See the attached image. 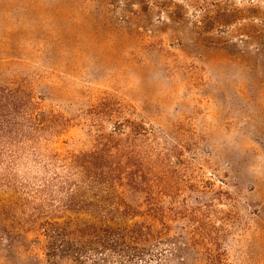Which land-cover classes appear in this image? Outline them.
<instances>
[{"label":"rangeland","instance_id":"obj_1","mask_svg":"<svg viewBox=\"0 0 264 264\" xmlns=\"http://www.w3.org/2000/svg\"><path fill=\"white\" fill-rule=\"evenodd\" d=\"M0 82L68 120L60 158L142 123L152 195L119 187L155 234L136 264H264V0H0ZM33 160L0 171L9 214ZM18 227L1 218L0 264H46Z\"/></svg>","mask_w":264,"mask_h":264},{"label":"trees","instance_id":"obj_2","mask_svg":"<svg viewBox=\"0 0 264 264\" xmlns=\"http://www.w3.org/2000/svg\"><path fill=\"white\" fill-rule=\"evenodd\" d=\"M67 125L64 116L42 111L30 90L0 82V171L11 168L7 174H13L31 156L44 170L33 200L14 214L0 205V221L8 217L24 233L35 234L46 264H136L151 255L155 234L152 226L136 221L142 212L119 187L127 178L152 195L144 159L134 150L145 128L135 121L128 133L115 126L93 150L60 158L50 144Z\"/></svg>","mask_w":264,"mask_h":264}]
</instances>
